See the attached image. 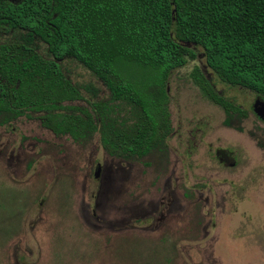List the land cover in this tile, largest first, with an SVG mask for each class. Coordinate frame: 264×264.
<instances>
[{"label":"rangeland","instance_id":"374dc122","mask_svg":"<svg viewBox=\"0 0 264 264\" xmlns=\"http://www.w3.org/2000/svg\"><path fill=\"white\" fill-rule=\"evenodd\" d=\"M189 46L196 60L172 71L166 84L168 136L141 161L109 156L97 135L55 137L33 118L0 126V264H264V122L252 111L257 96L221 83L202 50ZM62 65L74 84H92L108 97L82 65L71 59ZM194 68L246 113L232 121L241 132L225 126L223 110L194 83ZM215 150L232 152L236 166L220 164ZM97 163L99 181L92 177ZM162 194L174 198L175 208L158 232L121 229L132 211ZM91 204L101 205V224L92 223L101 227V240H73L69 220L83 208L86 216Z\"/></svg>","mask_w":264,"mask_h":264},{"label":"trees","instance_id":"16d2710c","mask_svg":"<svg viewBox=\"0 0 264 264\" xmlns=\"http://www.w3.org/2000/svg\"><path fill=\"white\" fill-rule=\"evenodd\" d=\"M189 45L221 83L264 100V0H0V116L33 114L75 140L98 133L110 156L139 159L168 135L166 84L196 60ZM67 59L102 82L108 97L74 84ZM192 77L223 109L224 124L241 132L232 121L246 113L197 68ZM79 101L86 106L71 104Z\"/></svg>","mask_w":264,"mask_h":264},{"label":"flooded vegetation","instance_id":"af4514ba","mask_svg":"<svg viewBox=\"0 0 264 264\" xmlns=\"http://www.w3.org/2000/svg\"><path fill=\"white\" fill-rule=\"evenodd\" d=\"M102 85H103V83H102ZM81 94L83 95V97L89 98V94L84 93V90L82 91ZM85 94H87V96ZM99 97H100V92H99ZM71 104L77 105V106H86V104L82 101L71 103ZM252 111H253V107H252ZM253 114L256 116V114L254 112H253ZM7 117L9 120H7ZM21 117L36 119L41 124V121L39 119L35 118L33 116V114H32V117H27L25 115H22L19 117H12L10 114H2L0 116V126H9L10 124H12L13 122H15L17 119H19ZM225 120H226V117H225ZM259 121L264 122L260 119H259ZM235 122H238V120ZM235 122H233V123H235ZM41 126L43 128H45L42 124H41ZM229 128H231V127H229ZM45 129L48 130L47 128H45ZM48 131H50V130H48ZM51 133L55 137H68V138L72 139L73 141H84V140H87L91 137L93 138L94 136L97 135L99 144L101 146V142L99 140V134L98 133H95L92 136L88 135V136H86V138L78 139V140L73 139L69 135L56 136L53 132H51ZM154 150H156V149H154ZM154 150H152L150 153L152 154ZM150 153H149V155H150ZM149 155L147 154L146 156H143L139 159L136 158V159L131 160V161H126L124 159L117 158V157H113V158H117V159L122 160L126 163H132V162L141 161ZM213 156L216 160H218V162L220 164L224 165L225 167L234 168L236 166V160L234 159L232 152L215 150ZM92 177L94 180H98V181L100 180V177H101V164L100 163H97L96 169L94 170ZM201 187H205V186L201 185ZM167 195L169 197H171V192H169ZM205 201L207 202L208 199H206ZM100 208H101L100 204L97 206H95V204H91V205H89V207L85 208V210H84L86 216L83 214V209H84L83 208V209L77 211L76 217H73L72 220H69V223H71L73 226V227L71 226L73 229V240H85L89 236H90L91 240H101V238H99V237H101V227H100V229H96L92 225L93 222H99L101 224V209ZM174 208H175L174 198H168L167 199L165 194H162V196H160L158 198V200L155 202V204L150 202L147 206H145L141 209H136V210L132 211L131 212L132 214L128 217L129 219L124 220V225L126 224V226L121 225L120 227H122L121 229L126 228L128 230H136L139 232H143V231H156V232H158L159 229L161 228V225L163 224V222H166V220H168L170 218V216L172 214H174L172 212V211H174ZM84 216L88 219V221L90 222V223L89 222L88 223L91 226H89L87 223H85V220L83 219ZM175 216H176V213H175ZM168 222H169V220H168ZM91 232H97L98 236L95 237V235Z\"/></svg>","mask_w":264,"mask_h":264},{"label":"water","instance_id":"95a60500","mask_svg":"<svg viewBox=\"0 0 264 264\" xmlns=\"http://www.w3.org/2000/svg\"><path fill=\"white\" fill-rule=\"evenodd\" d=\"M253 112L256 116L264 121V100L257 97L254 104H253Z\"/></svg>","mask_w":264,"mask_h":264}]
</instances>
